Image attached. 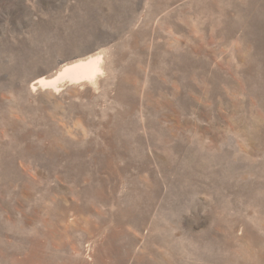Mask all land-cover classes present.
<instances>
[{"label":"rangeland","instance_id":"374dc122","mask_svg":"<svg viewBox=\"0 0 264 264\" xmlns=\"http://www.w3.org/2000/svg\"><path fill=\"white\" fill-rule=\"evenodd\" d=\"M88 50L97 90H30ZM263 103L264 0H0V264H264Z\"/></svg>","mask_w":264,"mask_h":264},{"label":"bare ground","instance_id":"6f19581e","mask_svg":"<svg viewBox=\"0 0 264 264\" xmlns=\"http://www.w3.org/2000/svg\"><path fill=\"white\" fill-rule=\"evenodd\" d=\"M164 1L167 3L170 0H164ZM179 47H177L175 49H179ZM174 51H176V50H174ZM171 52H173V51H171ZM105 70H106L105 69V60H104V56L102 55V53L100 51L88 50V51H85L81 54H76V55L70 56L68 58H64L63 60H60V66L57 69L56 73H54L50 77H45V76L40 74L39 77H37L35 80H33L30 83V90L36 91V90H46L47 89L52 93H57L62 86L73 84V85H76L80 89L84 88V87L85 88L90 87V89L92 91H94V90H97L99 88V84L101 83L102 79L106 77V71ZM158 72L160 74L168 72V80L165 81L166 88L168 89L167 90L168 92L166 94L168 95V93H169L170 96L172 97V98H170V103H171V108H172L173 112H177V110L179 109L180 113L183 114L185 105H183L182 108L179 107V105H177L175 103V99L183 97L184 94L186 93V91H185V87H187L186 86V78H187L186 73H183V71H181L180 74L181 75L184 74L182 77L179 74V71L176 70V68L165 69V70L160 69V70H158ZM193 78L196 79L197 76H193ZM161 92H163V91H161ZM165 92H163V94ZM183 118H185V117H183ZM183 118H182V120H183ZM181 124L182 123L180 122L179 125H181ZM183 124H184V122H183ZM164 125H166V124H164ZM136 128H137V125H135L131 128H128V130L131 134L132 133L136 134V133H134L136 131ZM179 133H181V132H179ZM171 135L169 137L170 140L172 139L171 137H173ZM132 136H135V135H132ZM168 136H167V138H168ZM155 137H157V136H155ZM202 148H203V144H201L199 142L197 144V146H195V148L192 149V152L187 159L188 160L187 163L193 169H195L201 173L208 172L213 179V182L210 186L214 187L216 185L217 176L219 177V171L217 170V167H216L218 164L219 152H217V150H216L214 152L208 153V152L204 151ZM171 149H173V148H171ZM168 156H170L169 159L171 160L172 159L171 157L173 155L172 156L168 155ZM226 177H227V175H226Z\"/></svg>","mask_w":264,"mask_h":264}]
</instances>
